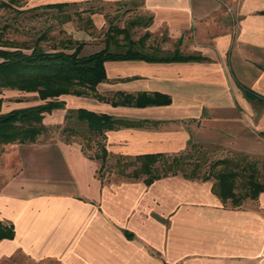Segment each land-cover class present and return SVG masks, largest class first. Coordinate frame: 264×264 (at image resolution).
Returning <instances> with one entry per match:
<instances>
[{
    "label": "crops",
    "instance_id": "obj_1",
    "mask_svg": "<svg viewBox=\"0 0 264 264\" xmlns=\"http://www.w3.org/2000/svg\"><path fill=\"white\" fill-rule=\"evenodd\" d=\"M13 2L31 12L86 6L94 29L102 26L101 6L135 7L149 18L148 32L206 59L106 61V81L95 87L103 100L60 96L62 107L41 121L47 131L61 129L67 112L82 109L141 123L103 132L100 144L113 161L173 156L193 145L214 160L244 157L264 165V0ZM66 27L49 34L67 32L81 41V52L101 49L90 50L94 39ZM139 94L170 100L111 104ZM83 147L58 138L2 146L0 222L12 226L13 237L0 240V263L21 254L53 264H264V192L231 207L215 195L211 180L173 175L147 186L119 175L105 178L102 161Z\"/></svg>",
    "mask_w": 264,
    "mask_h": 264
},
{
    "label": "trees",
    "instance_id": "obj_2",
    "mask_svg": "<svg viewBox=\"0 0 264 264\" xmlns=\"http://www.w3.org/2000/svg\"><path fill=\"white\" fill-rule=\"evenodd\" d=\"M64 4L51 5L48 8H62ZM131 25V24H130ZM132 26V25H131ZM40 35L31 46L23 43L4 42L0 44V92L2 90L17 91L24 94H35V99L41 104L25 108L12 109L0 113V147L10 144H34L46 129L41 121L44 114L60 109L62 102L58 98L62 95L92 97L103 100L95 93L96 85L106 81L103 63L106 61L140 60L144 62H182L205 61L195 55H181L174 48L170 53L157 56V51L144 52L135 47V42L123 29L108 28L103 38L100 50L81 54L82 43L69 45L68 48H52L43 50L38 42L44 39ZM122 37V44L116 41ZM140 44V42H138ZM248 99L259 101L249 90H243ZM165 96L153 94L136 96H120L118 102L112 105L122 106H151L165 105L169 102ZM19 103V101H14ZM1 105V99H0ZM66 123L72 120L84 125L87 143L94 142L91 137L100 138L106 130L120 126H140L114 119L108 115L94 114L82 109L69 111L64 115ZM72 128L62 129L71 132ZM82 138V136H79ZM90 138V139H89ZM99 158L102 161L108 156L99 145ZM207 154L199 151L195 146L173 156L162 154L137 156L133 159L117 157L114 167L118 175L129 179L141 180L149 186L155 180L167 176L180 175L187 180H211L215 195L223 203L237 207L244 199L255 200L259 193L264 192V165L249 161L244 157L207 160ZM122 166L118 168V163ZM118 165V166H117ZM130 167V172L125 169ZM206 167V170H203ZM203 170V171H202ZM126 172V173H125ZM11 225L0 222V240H12Z\"/></svg>",
    "mask_w": 264,
    "mask_h": 264
},
{
    "label": "rangeland",
    "instance_id": "obj_3",
    "mask_svg": "<svg viewBox=\"0 0 264 264\" xmlns=\"http://www.w3.org/2000/svg\"><path fill=\"white\" fill-rule=\"evenodd\" d=\"M101 13L103 14L102 26L99 29H94L88 21L86 13V6L81 5H65L63 8L57 10L52 9L50 12H31V11H21V7L13 2V0H0V44L4 42H16L23 43L26 47L31 46L35 42V39L40 35H46L45 40L38 42V47L43 50H50L54 47L58 48H68L69 45L75 46V43L81 41L73 40L67 32L61 30L60 34L54 33L50 35L52 31L56 32L59 30L60 25H63L64 29L67 28V24H71V32H79L80 37L90 36L92 42H95L97 46L91 47L90 50L98 48L103 44V38L108 28L123 29L130 36V39L135 42V47L142 49L146 53L150 51H157L156 55L161 56L164 53H170L173 49L178 50L179 43L168 44L164 38L159 35L151 34L148 32L149 18L140 13L135 7L132 8H112L109 6L108 9L100 7ZM132 26H131V25ZM46 31V33H45ZM44 32V33H43ZM116 41L120 44L124 43L122 37H117ZM140 42V44L138 43ZM166 46H172L170 50H164ZM90 51H82L81 54H87ZM178 53L181 55H186L184 52ZM0 113H5L12 109L28 107L30 105L39 104L40 102L35 99V94H24L17 91L2 90L0 92ZM19 101L16 103L14 101ZM72 128L71 132L62 131V129ZM84 125L78 124L75 121L70 120L65 123L61 129H50L46 130L41 136L37 138V141L49 140V139H65L69 141H74L81 143L83 150L88 154H94L95 157H100L99 152V142H97L96 137L92 138V143H87L85 139H88V134L86 133ZM79 136H82L80 138ZM90 139V138H89ZM0 147V154L2 151ZM207 160L213 161L214 156H206ZM103 168L101 170L102 177H109L111 174L117 175L116 167H114V161L112 159L103 160ZM119 165V166H118ZM118 168L122 166V163H118ZM206 170V167H203ZM131 168L128 167L125 171L130 172ZM202 170V171H203ZM125 172V173H126ZM120 176V175H119ZM0 264H53L51 261L45 260L41 262H36L30 260L28 257H24L21 254H16L11 259L4 260Z\"/></svg>",
    "mask_w": 264,
    "mask_h": 264
}]
</instances>
